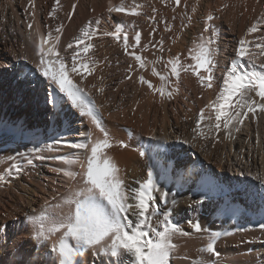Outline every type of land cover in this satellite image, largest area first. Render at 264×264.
I'll return each instance as SVG.
<instances>
[{
	"label": "bare ground",
	"instance_id": "bare-ground-1",
	"mask_svg": "<svg viewBox=\"0 0 264 264\" xmlns=\"http://www.w3.org/2000/svg\"><path fill=\"white\" fill-rule=\"evenodd\" d=\"M16 1L15 0H0V79H1L0 88L3 89V93L6 92L7 90H10L11 88V90L9 91V95H7V98L10 100L8 104H6V106L2 104V109L0 111L1 113L2 112L4 113V111H7L8 108H10L11 110L16 109L17 111L20 112V115L22 116L21 117L20 115H17V117L21 118L22 121L23 119L25 121L26 120L28 121L30 117V121L38 122L39 120L38 116L37 118L32 119V116L34 113H38L39 115H42L41 117L42 119L39 120L37 126L36 125L33 126V123L31 122H26L25 126H21L20 124L17 123V121H15V115L13 116V115H10L9 113L6 117H3V118L0 115V126H2L3 124L5 125L7 124V126H10L12 133L16 134L17 136L22 137L24 142L28 141L27 143H34V145L40 144L41 146H44L43 148L46 147V148H50L53 151H55L56 152L55 154L57 155L56 160L58 161L59 171H60V174L63 175V179L68 188V191L66 193L67 188L65 189L64 192L61 191V189L57 190L53 188L50 191H46L44 187L40 188V186L37 185L38 183L37 181L39 180L38 179L39 177L35 179L36 180L35 182V180L32 177L33 173L31 177H27V176L25 177L26 175L25 173L23 177V181L21 182L19 181L20 182L19 184H21L20 185L21 191H17V193H19V198H20L19 201L22 204L21 208L23 207L22 208L23 214L21 216H17L16 212L15 213L13 212L14 208H12V206L14 204L12 206H7L8 204L6 205L5 203H3L2 200L0 201V228L2 227L3 229V231H0V264H53L56 257H55V254H50L51 245L53 242L59 239L60 234L57 233L56 235H54L51 238L52 241H47L45 242V244L38 245L39 244L38 242H41V241H37L34 239L35 230L39 226V222L41 218H43L44 223L46 225L50 223V221L52 220L64 219V217L69 213V206L65 203V201L70 198L75 199L76 198L75 192L79 188L83 187L82 173L84 169L81 167V165H86V157L88 155V152H86L83 149L74 148L71 145H74L77 143H91L95 139H103V133H101L99 129H97L92 124L91 119L88 116L82 115L80 110L74 107L71 104V102L66 98V96H64L63 93H59L58 89H54L53 87L49 86L47 79L39 72V69L37 68V65L39 64L37 60L39 57L37 55V50L34 51L33 48L28 49L27 55L33 59V62L31 61L32 63L26 60H21L20 58H18L19 57L18 55H15V54L11 55L13 45L8 41L7 37H5L2 34V28L8 22L9 17L10 18L12 17L14 19L15 17L19 18L18 16L19 14L16 15V13H18L17 6L15 4ZM219 1L223 3L225 6L226 5L230 6V11L233 14V16L234 14L236 15L237 11L243 14L241 24L238 28L239 37H242V38H245L251 41L252 45L249 48L250 54L253 55V53L251 52V49L256 50L258 51L259 59H261V57L264 55V52H262L260 49H257L254 46L256 43L259 42L257 39H255V36H257V34L256 33L247 34V31L245 29V24H247V21H249L248 19H251L254 17L257 6L259 10V6L262 0H219ZM76 3L78 4L79 2H76ZM119 3H120V0L119 1L111 0L112 5H118ZM140 3L142 4V2ZM107 5H110V4H107ZM104 7H107V6H105L103 3L102 8ZM129 7H131V5ZM108 8L109 7L104 8L105 10L107 9L104 12L109 13ZM62 10L64 11L65 9H62ZM95 10H96V7H95ZM10 11H11V14L8 16ZM99 11L101 12V8ZM104 12L103 14L100 13L101 16L103 15V17L105 16ZM95 13L93 14L94 16L96 15ZM35 14H36V10H35ZM87 14L89 13L87 12ZM90 14H92L91 11H90ZM115 14H118V13H115ZM124 15L126 16V14ZM88 16L89 15H87V18ZM34 18H35V23H34L35 27L34 29H32L31 32H33L32 34L37 36V34L41 33V26L38 20V15ZM73 19L70 18V20H73V22L71 23L72 27H74L77 23L76 18L74 17ZM70 20L68 21L69 23H70ZM128 21L130 22V20ZM79 23L77 24L79 25ZM71 24L67 26L70 27ZM153 24H155V22ZM95 26H96V23H95ZM109 27H106V29H109ZM95 28H98V27H94L93 29ZM45 29L47 28L45 27ZM72 29L73 28H71V30ZM66 30H67L66 33L65 32L63 33V30H62L60 41L57 44L58 52L61 51L63 48H67L66 43H65L66 41L64 40H65V37L69 35V34L67 35L69 28ZM74 31L75 30L73 29V32ZM105 31H109V30H105ZM110 32H111V29H110ZM121 35H122L121 37H123V34ZM232 35H235V31L231 30V35L228 38V41H229L228 45L231 42L232 47L233 46L236 47L238 46L239 37L237 40H234L233 38H231ZM102 36H103V39L101 37L102 40L100 39L99 40L101 42L104 40V42L101 44L103 45V48L107 50V46L109 45H107L106 42H109L111 38H107V39H110L109 41H107V39L106 40L104 39L106 35L102 34ZM95 37H98V36L95 35ZM174 37L175 35L173 36V38ZM69 39H73V38H69ZM146 39L147 38L145 37L143 38L144 41H146ZM132 40L134 41V39ZM176 41H178V39ZM117 42H119V45H120V40H118ZM96 43L97 41L95 42V44ZM122 46L123 44H121V47ZM176 46L177 45H175V47ZM112 47H115V45ZM234 47L232 49H234ZM94 48L96 49L95 46ZM93 49L91 50L93 51ZM178 49L177 48L176 50L170 49L168 51L165 50L167 51L165 55L169 57L168 61H171L174 58L178 57L180 60V63L185 67L190 64H194V62L186 63L187 60L184 61L185 50L184 52H182L181 50H178ZM227 49H229L228 46H227ZM115 50H112V51H115ZM64 51L67 52L68 49L67 51L66 49ZM105 52L106 51L104 50L103 53ZM110 53L111 52L109 51L107 55L104 54L106 56L102 54L103 56L99 60L95 59L97 61V66L96 68L95 66H93L94 70L91 69L90 75L83 74L84 76L81 75L82 77L81 76L78 77L77 73H72L71 71H69V75L75 83L79 84L83 89L84 88L85 90L88 89L91 93H93V96L95 98V104L99 109L98 114L101 117L102 126L109 133V138H110L111 145H112L110 148L106 149V153L108 156H111L117 163L119 170H120L119 176L123 179L125 189L126 191L129 192L130 196H131L130 190L139 187V185L148 178V172L151 171L152 173L151 178L156 184L157 188L159 189V191L155 192L154 195L157 198L155 203L159 205L161 214H159L156 217H152V229L149 230L150 235L155 236V232L157 230H162V226L157 223V220L158 219L162 220L164 218L163 217L164 212H167L169 215V218L182 229L183 234H176L173 237V243L176 245V247L171 252L170 264H192V262L194 260H198L201 257V255L206 261L209 262V264H264V227H262L264 226V183L261 182L262 180H264V112H260L258 109L255 114L251 113V115H249L250 114L249 113L248 117L243 120L242 124L236 123L234 121L233 126L229 129H225L222 124L219 130H217L214 127L216 123V121L214 120L215 110L214 108L208 107V106L210 105L211 102L215 101L216 94L219 93L218 92L219 87L217 85V81L219 80L220 75L222 76L224 72L223 67L225 68L226 63H227L226 60L224 59H221L219 61V63L221 62L220 65H217V62L215 60V67L213 69L214 79L212 81L211 88H207V89L201 88L199 85L200 81L198 77L194 75L191 70L189 71L181 70L179 78L176 77V79L181 80V81L183 80V84H182L183 87H181L183 92H186V94L188 93V95L190 96L189 98L191 100L193 99L191 97L192 93L195 94L194 96H199V94H201V99L199 101V105H200L199 107H197V104L196 106L192 105L193 102L190 105H189V102H187L188 106L189 107L192 106V107L189 112H186L184 114H180L179 111L177 110V107L175 106V109L173 110H176V113L175 112L174 113L176 114V116L178 115L175 123L167 119L169 118L168 115L170 116V114H168V110H169L168 108L170 107V106L168 107V104L170 103V98L169 99L165 98L164 100L165 105H163L164 106L163 113L165 114V118L163 119H161V116L158 117L157 115H155L154 112L153 114L155 116L149 119L150 117L148 113L143 114L139 111V109L137 108L134 109L133 106L132 107L134 110L131 109L132 107L131 108L129 107L130 108L129 110L126 109V107L124 108L118 107L120 112L118 111V109L115 112L114 105L116 104V101H115L116 98L110 99V97H108L104 93L106 92L105 85L107 84L105 83V81L108 78V76H110L109 73L111 72L110 69H107V66H106L107 61H109L108 56L110 55ZM223 53L226 54L225 57L229 56L231 57V59L234 58V54L233 56H231L232 55L231 52H227L223 50ZM223 53L222 55L224 56ZM181 54L183 55V57L181 56ZM65 55H62V56H65ZM113 55L114 54H111L110 56H113ZM34 56H36L37 59H34ZM100 56L101 55H99V57ZM220 56H221V50H220ZM186 57L188 56L186 55ZM131 58L133 60L135 59L133 58V56H131ZM6 59H9V65L4 66L2 64V61L3 60L5 61ZM111 59L112 57L110 58V62H111ZM133 60L132 62L136 61V60L134 61ZM115 61L117 60L115 59ZM146 61L145 63L149 64L147 58H146ZM255 61L258 64L260 60L258 61L255 60ZM84 63H86V61H84ZM93 63L94 61L91 64ZM137 63L139 62L137 61ZM166 64L170 65L169 68L171 69V64L167 62ZM93 65H96V64H93ZM135 65H132L133 68H135L134 67ZM168 65H167V68H168ZM157 66H159V64ZM146 68H147V65L142 69H145L148 72V69ZM169 68H168V71H169ZM136 69L141 71L140 70L141 67L139 68V66ZM8 70L10 72H8ZM138 70L136 71L137 73H138ZM101 71H103L104 73L102 72L103 73L102 74ZM156 71H157V68H156ZM112 72H114L115 74V71H112ZM3 74H5L4 78H3ZM201 74L206 75V73H204L203 71ZM25 77L27 80L25 79ZM157 78L158 77L154 79L156 80ZM178 80L177 82H179ZM97 81H100L99 87L95 85ZM145 84L146 83H144V85ZM177 84L178 83H176L175 85ZM92 85H95L96 87L95 86L93 87ZM29 86L34 89L32 92L31 98H29L28 96L29 93H26L24 91V90H28ZM21 87H23V89L18 90ZM100 88L105 89V91H103V93H99ZM188 95L184 96L182 92L178 94L176 93V97L174 96V98L180 100V97L183 98ZM252 95L255 96L254 93ZM148 97H149L148 100L146 99L141 100L140 105L148 104L151 107L152 104L154 105L153 102L155 101L157 102V100L159 99V98L155 99V96L153 94H151ZM17 99L23 100V107L19 108L15 106V104H13L14 100L17 101ZM255 99L259 101L258 96L255 97ZM53 100H54V103L52 102ZM162 101H161V104H162ZM205 103L207 105V109L205 110L206 119L201 124V130L204 131L205 135L200 136L198 134V130H195L196 125H197V120L199 119H195V121L192 119L193 117L195 118L197 116V113H199L198 112L199 109L203 108L204 107L203 105ZM48 104L50 105V107L48 106ZM48 111L50 113L49 115H47ZM140 113L142 114V117L139 116ZM23 114H24V117L26 118H23ZM212 116H214L213 120H212ZM189 117L192 118L191 119L192 123L188 122L190 121V119L187 120ZM48 121L49 123L47 124ZM126 128L128 129L129 133H131V137L127 133H125ZM229 133H231V135H229ZM57 140L61 141V143L56 144L55 141ZM161 140L163 141V143H161ZM49 145H51V147H49ZM40 148L43 149L42 147ZM140 151L145 152L144 157H141L139 155ZM197 152H199L200 155L196 154ZM61 158H64V159H61ZM153 159H155L154 163H153ZM48 160H51L50 157L48 158ZM65 160H73V161H76V163L67 164L65 163ZM42 162L43 161L39 162L38 168L39 170H41V167L43 168L41 170V175L45 177V175H48L47 173H50L49 172L51 170L50 168L55 169V167H52L51 164L46 163L47 161H44V163ZM67 171L73 172L75 174V178L73 179L65 175V172ZM39 172H35L36 173L35 175H37V173ZM53 173L56 174L54 170H53ZM60 179L63 180L62 178ZM13 188L17 190L15 187ZM163 192L169 193L166 201L165 199L161 198ZM62 196H63V199H65L64 202L62 201L60 202V198ZM56 199L59 200L57 202L58 204L61 203L60 206H56L54 204V201ZM129 202H131V200ZM48 203H50L51 206L50 204L46 205ZM44 205H46L45 208H48L49 206L50 208L44 209L43 208ZM202 210L203 212H201ZM250 211H252V214H255L254 218L248 215V212ZM20 217L23 218L21 219L22 222L18 220V218ZM129 218L134 219V217H131V216H129ZM193 222L200 223L204 231H202L201 233H197L195 229L192 228ZM210 232L221 233L219 239L216 241V244H215L216 252L219 253L218 257L215 254L200 253L199 251V249H201L207 244ZM83 259H84V264H108V261H109V257L105 256L103 253H100L99 255H97L92 250H87Z\"/></svg>",
	"mask_w": 264,
	"mask_h": 264
},
{
	"label": "snow or ice",
	"instance_id": "snow-or-ice-1",
	"mask_svg": "<svg viewBox=\"0 0 264 264\" xmlns=\"http://www.w3.org/2000/svg\"><path fill=\"white\" fill-rule=\"evenodd\" d=\"M59 2L60 0H56L57 5ZM175 3L179 5L180 0H175ZM139 7L141 6L136 5L135 0H133L132 7H127L124 0H120L118 5H112L110 0L108 12L138 16L140 15L137 10ZM56 10L54 7L51 15L54 16ZM213 19L211 14L207 16L208 21ZM95 23L98 25L99 21ZM92 24L93 22L89 21L81 28V35L67 45L68 49H73L70 69L57 50L63 25L55 30L57 35L53 36L51 31L46 36L37 34L38 41H34L39 56L37 68L47 79L49 86L58 89L59 93H63L71 104L78 108L82 115L88 116L92 124L103 133V139L71 145L88 152L86 165H81L84 169L82 173L83 187L75 192V199L70 198L65 201L69 206V213L64 219L52 220L46 225L41 218L39 226L35 230L34 239L47 242L57 233L60 234L59 239L51 245L50 254H55L56 257L53 264H84L83 258L87 250H92L97 255L103 253L109 257L108 264H170L171 252L176 247L173 237L176 234H183L182 229L169 218L167 212H164V218L157 220V223L162 226V230H157L155 236L150 235L152 217L161 214L159 205L155 203L157 198L154 195L159 189L151 178V171L148 172V178L139 187L130 190V196L125 189L123 179L119 176L120 170L117 163L106 153V149L112 145L109 133L102 126L98 107L91 100L90 94L75 83L69 75V71L79 73L81 69L88 71L89 75L91 74L88 64L83 62L78 64L77 60L80 58V53L87 55L94 47L90 41L97 34L98 28L93 29ZM262 25H264V17L253 23L247 29V34L259 32ZM28 28L31 29L32 24H29ZM209 29H213V34L205 36L202 33L199 42H194L193 47L189 50L194 64L185 67L180 63L178 57L174 58L169 61L171 64L170 75L179 78L181 70H191L201 84H206L209 88L212 87L215 56L219 49L214 47L218 33L211 24L206 25L204 32H208ZM121 33H123L125 52L134 56L139 61V66L144 68L146 66L144 58L135 52H128L129 47L135 48L140 45L141 33L136 32L133 45H129L128 34L122 25L117 26L115 31L106 32L104 35L120 40ZM29 38H32L31 34ZM257 40L259 42L254 46L264 52V36L257 37ZM251 45L252 42L245 38L238 41V48L223 78L221 90L216 100L208 106L215 110L216 123L214 127L217 130L221 128V124L225 129L231 128L234 121L242 124L249 113L255 114L258 109L260 112H264V64L256 63L249 51ZM202 71L206 75H202ZM153 73L159 75L160 79L165 82L154 90L158 91L161 96L167 94L170 98L172 92H165L169 75H162L155 68H153ZM140 80L147 83L149 87H154L151 81H146L143 76L140 77ZM175 90L173 89V91ZM253 93L255 96L252 95ZM257 96L259 101L255 99ZM52 102L54 103V100ZM205 119L204 109H201L195 129L198 130L200 136L205 135L201 130V122ZM55 143L59 144L61 141L57 140ZM29 151L36 152L37 149L33 148ZM139 155L144 157L145 152L140 151ZM7 159L11 160L12 157ZM28 163L31 164L32 161L29 160ZM65 163L73 164L76 161L65 160ZM16 171L19 172L20 169L17 168ZM65 175L75 178V174L71 171L65 172ZM0 180H3V177H0ZM261 182L264 183V180ZM168 195L169 193L163 192L161 198L166 201ZM130 200L131 202H129ZM129 216L134 219H130ZM192 228L197 233L204 231L200 223L193 222ZM220 235L219 232H210L207 244L199 249L200 253L215 254L218 257L219 253L216 252L215 244ZM192 264H209V262L201 255Z\"/></svg>",
	"mask_w": 264,
	"mask_h": 264
},
{
	"label": "rangeland",
	"instance_id": "rangeland-1",
	"mask_svg": "<svg viewBox=\"0 0 264 264\" xmlns=\"http://www.w3.org/2000/svg\"><path fill=\"white\" fill-rule=\"evenodd\" d=\"M16 1V0H15ZM42 1V2H41ZM79 2L78 4L76 2ZM86 1V2H85ZM119 1V0H118ZM128 1V2H127ZM124 0V3L125 5H127V7H129L131 5V7L133 6V0ZM138 1V2H137ZM163 1V2H162ZM212 1V3H211ZM35 2V4H34ZM40 2V3H39ZM91 2V3H90ZM97 2V3H96ZM142 2V4L140 3ZM165 2V3H164ZM183 2V3H182ZM197 2V3H196ZM202 2V3H201ZM38 3V4H37ZM65 3V4H64ZM76 3V4H75ZM87 3V4H86ZM104 3L105 6L109 7L110 5H107V4H110V0H60L59 2V5L56 4V0H31V3H30V0H18L16 1V6H17V12L16 15L19 16V18H10L8 19V22L5 24V26L2 28V34L7 37L8 41L13 45L12 47V51H11V55L12 54H15V55H18L21 60H26L28 62H33V59L30 58L27 54H28V49H32L34 51H36V47L34 45V41H38V36L32 34L33 32L32 29H34V23H35V18L37 15H38V20H39V23H40V26H41V33L42 35H47V33L49 31H51L53 33V36H55V34L57 35L56 33V29L60 26V25H63V33L67 32L66 29L69 28L68 30V33H67V37H65V40L66 41V46L68 45V43H72V41L75 40V38L79 37L81 35L80 33V30L81 28H83L85 26V24H87L89 21L92 20L93 24H92V28L94 27H98L99 30L101 28V30L99 31L98 30V34H96L98 37H95L94 40L90 43H94L97 41L100 42L98 44L96 43L94 46L96 47V49L92 48L93 51L90 49V53L88 52L87 55H85L84 53H80V58H78L77 60V63H81L84 61H86V63L88 64L89 66V71H91V69H94L93 66H97V59L99 60L104 54L107 55V53H109V51L111 52V54H114L113 56H108L109 57V61H107V69H110V73L108 76V78L106 79L105 83H107L105 85V89H106V92H104L108 97H110V99H115L116 98V104L114 105V111L116 112L117 109L118 111L120 112L119 108L120 107H126V109H130L132 106L134 107V109H139V111L143 114L145 113H148L149 114V119L153 118L155 115H157L158 117L161 116V119L165 118V114L163 113L164 112V100L165 98L166 99H169V97L167 96V94H165L164 96H161V94H159L158 91H155L153 88H159L162 83L164 84V81H162L159 77V75H156L152 72H153V68H157V72H159L160 74L162 75H165L167 73V75H169V82L165 85V92H169L171 91L172 92V95L170 97V103L168 104V114H170V116L168 115L169 118V121H172L173 123L176 122V110H173L175 109V106L177 107V110L179 111L180 114H184L186 112H189L191 107L188 106V103L189 102V105L193 104L192 105H195L197 104V107H199V101L201 99V94H199V96H194L195 94L192 93L191 94V97L193 98L192 100L189 98L190 96L188 95V93L186 94V92H183L182 88V84H183V80H178L176 79V77L170 75V68L167 63H169L168 61V56H166V52L170 49H174L176 50V48L178 50H181L182 52H184V61H186V63H190V62H194L190 55H189V51L193 45L192 43L194 42H199V38L201 36V34L204 32V29L206 27V25L208 24H211L213 25V28L215 29V31L218 33V35L216 36V44L214 45V47H217L219 49L218 53L216 54L215 56V60L217 62V65H220L219 61L221 59H224L226 60V66L225 68L223 67V74L222 76L220 75V78L219 80L217 81V85H218V92H220L221 90V87L223 85V78L228 70V68L230 67V62L232 61L231 57H225L226 54L223 53V50L224 51H227V52H231L233 56V54H235L234 52L236 51V49L238 48V46L234 47V49H232V45H231V42L229 43L228 45V38L229 36L231 35V30L232 31H235V35H232L231 38H233L234 40H237L238 37H239V33H238V28L241 24V20L243 18V14L241 12H238L236 13V15L231 13L230 11V6L228 5H224L223 3H221L219 0H180V4L177 5L175 3L174 0H135V4L136 5H140L141 7H139L137 10L140 12V15L139 16H130V15H124L122 13H118V14H115L116 12H113V13H107V12H104L106 11L104 8H107V7H104L102 8V4ZM33 4V5H32ZM41 4V5H40ZM194 4V5H193ZM209 4V5H208ZM260 4V3H259ZM64 5V6H63ZM75 5V8H73V6ZM78 5V6H77ZM80 5V6H79ZM85 7H83V6ZM101 5V6H100ZM182 5V6H181ZM39 6V7H38ZM42 6V7H41ZM68 6V7H67ZM94 6V8H93ZM181 6V7H180ZM220 6V7H219ZM56 8V12H55V15H51L52 13V9L53 8ZM91 7V8H90ZM95 7H96V10H95ZM183 7V8H182ZM34 8V9H33ZM36 8V9H35ZM81 8V9H80ZM101 8V12L99 11ZM142 8V9H141ZM219 8V9H218ZM62 9H65L64 11ZM68 9V10H67ZM75 11H73V10ZM92 9V10H90ZM99 9V10H98ZM103 9V10H102ZM226 9V10H225ZM34 10V11H33ZM35 10H36V14H35ZM80 10V11H78ZM85 10V11H84ZM95 10V11H94ZM168 10V11H167ZM172 10V11H171ZM175 10V11H174ZM209 10V11H208ZM29 11V12H28ZM73 11V12H72ZM83 11V12H82ZM90 11L92 12V14H90ZM105 14V18L103 17V15L101 16V14H103V12ZM170 11V12H169ZM220 11V13H219ZM61 12V13H60ZM69 12V13H68ZM86 12V13H84ZM87 12L89 14H87ZM96 12V13H95ZM101 14H100V13ZM206 12V13H205ZM256 13L254 14V17L251 18V19H248L249 21H247V24H245V29L247 31V29L253 24L255 23L258 19H260L261 17H264V0L261 1V4L259 6V10H258V6L256 8ZM33 13V14H32ZM82 13V14H81ZM96 14L95 16L93 14ZM98 13V14H97ZM143 13V14H142ZM11 14V11L9 12L8 16ZM48 14V15H47ZM67 14V15H66ZM71 14V16H70ZM79 14V15H78ZM100 14V15H99ZM109 14V15H107ZM211 14L214 19L212 21H208L207 20V16ZM36 15V16H35ZM77 15V16H76ZM83 15V16H82ZM86 15V16H85ZM87 15L88 18H87ZM92 15V16H91ZM124 15V16H123ZM160 15V16H159ZM171 15V16H170ZM232 15V16H231ZM62 16V17H61ZM75 17L76 20H77V23H79V25L76 23L75 26L77 27H72V22H73V18ZM97 16V17H96ZM101 16V17H99ZM130 16V17H129ZM258 18H257V17ZM25 17V18H24ZM73 19V20H70V18ZM81 17V18H80ZM107 17V18H106ZM110 17V18H109ZM112 17V18H111ZM133 17V18H132ZM142 17V18H141ZM145 19H144V18ZM150 19H149V18ZM171 17V18H170ZM203 17V18H202ZM240 17V18H239ZM66 18V19H65ZM79 20H78V19ZM100 18V19H99ZM121 18V19H120ZM130 18V19H129ZM148 18V19H147ZM155 18V19H154ZM192 18V19H191ZM34 19V20H33ZM84 19V20H83ZM87 19V21H86ZM165 19V20H164ZM171 19V20H170ZM176 19V20H175ZM198 19V20H197ZM29 22H28V21ZM51 20V21H50ZM70 20V23L68 22ZM83 22H82V21ZM110 20V21H109ZM113 20V21H112ZM130 20V22L128 21ZM132 20V21H131ZM145 20V21H144ZM148 20V21H147ZM45 21V22H44ZM55 21V22H54ZM62 21V22H61ZM96 21H99V24L95 26V22ZM135 21V22H134ZM172 23H170V22ZM128 22V23H127ZM133 24H132V23ZM155 22V24H153ZM168 22V23H167ZM176 22V23H175ZM217 22V23H216ZM10 23V24H9ZM12 23V24H11ZM56 23V24H55ZM68 23V24H67ZM116 23V24H115ZM132 25H131V24ZM145 23V24H144ZM174 23V24H173ZM179 23V24H178ZM192 23V24H191ZM198 23V24H197ZM231 23V24H230ZM29 24H32V28L29 29L28 28V25ZM51 24V25H50ZM71 24L70 27L73 28L75 31L73 32V29L71 30V28L67 25ZM104 24V25H102ZM107 24V26H106ZM127 24V25H126ZM139 24V25H138ZM151 24V25H150ZM153 24V25H152ZM161 24V25H160ZM11 25V26H10ZM116 25V26H115ZM123 26L124 28V31L127 32V34L129 35L128 36V41L130 38L134 39L135 37V33L138 31L139 33H141V42H140V47H129L128 48V52H135L137 55L140 54V56L142 58H144V60L146 61V58L148 59V63L150 64H146L147 65V68L148 69V72L147 70L145 69H140L141 71H139L138 69V66H139V63H137V60L135 62H132V58L131 56H129L127 53H124L125 50V46H124V43H121L123 42V37H121L120 39V45H119V42H117L118 40L116 38H114L113 36H109V35H106V37L104 38L105 40L107 38H111L110 39H107V41L109 42H106L107 45H111L110 48L112 50H115V51H112L109 46H107V51L106 49L103 48V45L101 43L104 42V40L101 42L100 40L103 39V36L102 34L104 35V33L106 32H110V29H111V32L112 31H115V28L117 26ZM148 25V26H147ZM68 28H67V27ZM80 26V27H79ZM109 27V29H106V27ZM143 26V27H142ZM171 26V27H170ZM45 27L47 29H45ZM50 27V28H49ZM65 27V28H64ZM79 27V28H78ZM114 27V28H113ZM139 27V28H138ZM148 27V28H146ZM173 28V29H172ZM97 29V28H95ZM114 29V30H113ZM146 29V30H145ZM153 29V31H152ZM163 29V30H162ZM166 29V30H165ZM175 29V31H174ZM105 30H109V31H105ZM129 30V32H128ZM134 30V31H133ZM142 30V31H141ZM157 30V31H156ZM160 30V31H159ZM73 33H72V32ZM172 31V32H171ZM26 32V33H25ZM70 32V33H69ZM78 32V33H77ZM101 34H100V33ZM146 32V33H145ZM158 32V33H157ZM170 32V33H169ZM175 32V33H174ZM197 32V34H196ZM199 32V33H198ZM145 36H144V34ZM174 33V34H173ZM195 33V34H194ZM20 34V35H19ZM24 34V35H23ZM30 34H31V39L29 38L30 37ZM123 34V33H121ZM150 34V35H149ZM175 35V37L173 38V36ZM190 34V35H189ZM200 34V35H199ZM205 36H211L213 34V29H209L208 32H204L203 33ZM257 36H255V39H257V37L259 36H264V25L261 26V29L259 32L256 33ZM27 35V36H26ZM62 35V31L60 33V36ZM73 35V36H71ZM101 35V36H100ZM143 35V36H142ZM171 35V36H170ZM180 35V36H179ZM100 36V37H99ZM122 36V35H121ZM225 36V37H224ZM9 37V38H8ZM15 37V38H14ZM27 37V38H26ZM102 37V39H101ZM147 38L146 41L143 40V38ZM163 37V38H162ZM180 37V38H179ZM14 38V39H13ZM69 38H73V39H69ZM162 40H161V39ZM242 37H239V40L241 39ZM11 39V40H10ZM16 39V41H15ZM30 39V40H29ZM68 39V40H67ZM100 39V40H99ZM130 39V43L129 45H133L135 43V39L134 41ZM154 39V40H153ZM164 39V40H163ZM178 39V41H176ZM186 39V40H185ZM71 40V41H70ZM115 40V41H114ZM132 40V41H131ZM170 40V41H168ZM194 42H192V41ZM69 41V42H68ZM158 41V42H157ZM173 41V42H172ZM227 41V42H226ZM32 42V43H31ZM68 42V43H67ZM117 42V43H116ZM132 42V43H131ZM151 42V43H150ZM170 42V44H169ZM180 42V43H179ZM191 42V43H190ZM112 43V44H111ZM144 43V44H143ZM146 43V44H145ZM190 43V44H189ZM105 44V43H104ZM121 47V44H123V49L122 47L120 48L118 45ZM169 44V46H168ZM173 44V45H172ZM180 44V45H179ZM182 44V45H181ZM187 46H186V45ZM115 47H112L114 46ZM162 45V46H161ZM172 45V47H171ZM175 45H177L175 47ZM192 47H191V46ZM98 46V48H97ZM102 46V47H101ZM142 46V47H141ZM180 46V47H179ZM184 46V47H183ZM227 46L229 47V49H227ZM146 49H145V48ZM148 47V48H147ZM225 47V48H224ZM118 48V49H117ZM143 48V49H141ZM68 48H63L61 51H59L60 53V56L62 55H65V56H62L64 61L66 62V64L68 63V67L71 68V64H72V60H71V55H72V51L73 49H68L67 52H65L64 50ZM121 49V50H120ZM131 49V50H130ZM137 49V50H136ZM149 49V50H148ZM162 49V51H161ZM97 50V51H96ZM104 50L106 51L105 53ZM167 50V51H165ZM220 50H221V56H220ZM231 50V51H230ZM96 51V52H95ZM99 51V52H98ZM144 51V52H143ZM150 51V52H149ZM173 51V50H172ZM188 51V52H187ZM251 52L253 53V58L255 60H260L258 64H264V55L261 57V59H259L258 57V51L256 50H252L251 49ZM64 53V54H63ZM94 53V54H93ZM150 53V54H149ZM162 55H161V54ZM222 53L224 54V56L222 55ZM83 54V55H82ZM93 54V55H92ZM103 54V55H102ZM142 54V55H141ZM149 54V55H148ZM260 54V53H259ZM68 55V56H67ZM99 55H101L99 57ZM104 55V56H106ZM148 55V56H147ZM152 55V56H151ZM162 58H161V56ZM186 55L188 57H186ZM116 56V58H115ZM123 56V57H121ZM129 56V57H127ZM181 56L183 57V55L181 54ZM27 58V59H24V58ZM97 57V58H96ZM99 57V58H98ZM112 57L111 59V62H110V58ZM152 57V58H151ZM218 57V59H217ZM221 57V58H219ZM91 58V59H90ZM114 58V59H113ZM119 58V59H117ZM121 58V59H120ZM124 58V59H123ZM129 58V60H128ZM134 58V56H133ZM159 58V59H158ZM228 58V59H227ZM230 58V59H229ZM34 59H37L36 56H34ZM81 59V60H80ZM94 59V60H93ZM96 59V60H95ZM115 59L117 61H115ZM150 59V60H149ZM165 59V60H164ZM191 59V60H190ZM30 60V61H29ZM38 63H39V57H38ZM84 60V61H83ZM125 60V61H124ZM133 60V61H134ZM89 61V63H88ZM94 61L93 64H96V65H93L91 64L92 62ZM127 61V62H126ZM31 62V63H32ZM96 62V63H95ZM139 62V61H138ZM147 62V61H146ZM156 62V64H155ZM6 63V64H5ZM132 63V64H131ZM138 65H137V64ZM163 63V64H162ZM2 64L4 66H7L9 65V59H6L5 61L3 60L2 61ZM137 66H136V65ZM159 64V66H157ZM116 65V66H114ZM132 65H135L133 68ZM154 65V66H153ZM167 65H168V68H169V71H168V68H167ZM187 65V64H186ZM130 66V68H129ZM165 67V68H163ZM132 68V69H131ZM140 68V66H139ZM161 70H160V69ZM167 68V69H166ZM131 69V70H130ZM138 70V73L135 71ZM128 70V71H126ZM132 72H130V71ZM151 72H150V71ZM159 70V71H158ZM163 70V71H162ZM166 70V71H165ZM112 71H115V74L114 72ZM143 71V72H142ZM146 73H145V72ZM162 71V72H161ZM216 71V70H215ZM226 71V72H225ZM8 72H10L8 70ZM88 71H84L81 69V71H79V73H77V76L80 77L81 75L84 76L87 73ZM103 71H101L102 73ZM104 73V72H103ZM102 73V74H103ZM137 73V74H136ZM140 73V74H139ZM84 74V75H83ZM114 74V75H112ZM117 74V75H116ZM134 74V75H133ZM151 74V75H150ZM137 77H136V76ZM81 76V77H82ZM143 76L145 78L146 81H151L152 85L154 87H149L148 84L146 83L144 85V83L141 82L140 80V77ZM146 76V77H145ZM148 76V77H147ZM154 76V77H153ZM5 77V74H3V78ZM128 77V79H127ZM158 77L156 80L154 78ZM126 78V79H125ZM151 78V79H149ZM26 79V77H25ZM161 81H160V80ZM27 80V79H26ZM135 80V81H133ZM177 80L179 82H177ZM1 81V79H0ZM122 81V82H121ZM96 82V81H94ZM100 81H97V83H95V85L97 87L100 86L99 84ZM182 82V83H181ZM141 83V84H140ZM176 83H178L177 85H175ZM17 84V83H16ZM181 86H180V85ZM95 85H92L93 87ZM140 87H139V86ZM144 85V86H143ZM180 87H179V86ZM199 85L201 88H209L206 86V84H201L199 82ZM95 86V87H96ZM134 86V88H133ZM145 87V88H144ZM29 89L28 90H24L26 93H29V98H31L32 96V92H33V88H31L30 86L28 87ZM116 88V89H115ZM148 88V89H147ZM180 88V89H179ZM20 89H23V87L19 88L18 90ZM102 89V91H101ZM105 89L103 88H100V92L99 93H103V91H105ZM139 89V90H138ZM145 89V90H144ZM151 89V90H150ZM173 89H176L175 91H173ZM11 90V88H10ZM10 90H7L6 92L3 93V89L0 88V110L2 109V104H4V106H6V104H8L9 100L7 98V95H9V91ZM16 90V91H18ZM85 90V88H84ZM87 93H90V97H91V100H93L95 102V98L93 96V93H91L88 89L85 90ZM48 92V91H47ZM109 92V93H107ZM153 92V93H152ZM183 93L184 96L185 95H188L186 97H183L181 98L180 97V100L174 98V96L176 97V93ZM151 94H153L155 96V99H161V100H157V102H153L154 105L152 104L151 107L148 105V104H145V105H140V101L141 100H148L149 97ZM160 95V96H159ZM218 93L216 94V97H217ZM157 96V97H156ZM200 97V98H198ZM198 98V99H197ZM123 99V100H122ZM163 100V101H162ZM216 100V99H215ZM161 101H162V104H161ZM186 101V102H185ZM44 102V101H43ZM168 102V101H167ZM181 103V104H180ZM13 104H15V106L17 107H23V100L21 99H17L14 100ZM35 104V103H34ZM136 104V105H135ZM160 104V105H159ZM176 104V105H175ZM124 105V106H123ZM48 106L50 107V105L48 104ZM162 106V107H161ZM181 106V107H180ZM204 107L203 108H200L199 109V113H197V116L193 119L191 117H189L187 120L190 119V121L188 122H191V119L195 121V119H199L198 116H200V111L201 109H204V115L206 116V113H205V110L207 109V105L206 103L203 105ZM119 107V108H118ZM130 107V108H129ZM133 107L131 109H133ZM148 107V108H147ZM157 107V108H156ZM152 108V109H151ZM183 108V109H182ZM133 109V110H134ZM159 109V111H158ZM153 110V111H152ZM131 111V110H130ZM154 112V114H153ZM175 112V113H174ZM10 113V115H15V121H17L18 124H20L21 126H25L26 122H31L33 123V126H37L39 120H41L42 118V115H39L38 113H34L33 116H32V119L34 118H37L38 116V122L37 121H30V117H29V120L25 121L23 119V121L21 120V118H18L17 115H20V112L17 111L16 109H13L11 110L10 108L7 109V111H4V113L0 111V115L3 117H6L8 114ZM139 114L140 117H142V114ZM151 113V114H150ZM174 113V114H173ZM38 114V115H37ZM49 111L47 112V115H49ZM160 114V115H159ZM164 115V116H163ZM251 115V113L249 114ZM21 116V115H20ZM152 116V117H151ZM214 116H215V112H214ZM214 116H212V120L214 118ZM22 117V116H21ZM171 117V118H170ZM23 118H26L24 117V114H23ZM31 119V120H32ZM215 120V119H214ZM198 121V120H197ZM61 122V120H60ZM203 122V121H202ZM201 122V124H202ZM49 123V121L47 122V124ZM125 133H127L130 137H131V133H129L128 129L126 128L125 129ZM22 142V143H21ZM28 141L24 142L23 138L20 137V136H17L16 134L12 133L11 131V128L10 126H7V124H3L2 126H0V177H3V180H0V201L2 200L3 203H5L7 206H12V208H14V213L16 212V215L17 216H21L23 214V207L21 208L22 204L21 202L19 201V193H17V191H21V188H20V185L19 184L21 181H23V177L25 175V177H31L32 173H33V179H37L38 177V183L37 185L40 186V188H45L46 191H50L53 189H57V190H60L61 191H65V189L67 188L65 182H64V179H63V175L60 174V171H59V165H58V161L56 160L57 158V155L55 154L56 152L53 151L52 149L50 148H43L44 146H41L40 144H35L34 143H27ZM25 143V144H24ZM52 143V142H51ZM161 143H163V141L161 140ZM32 144V145H31ZM18 145V146H17ZM40 147H42L43 149H41ZM9 148V149H8ZM37 149L36 152H30L29 150L30 149ZM228 150V149H227ZM45 153V154H43ZM196 154H199V152H197ZM50 157L51 160H48V158ZM54 156V158H53ZM8 157H12L11 160L7 159ZM35 157V158H34ZM45 157V158H44ZM31 160L32 163L29 164L28 161ZM55 160V161H54ZM40 161H43L42 163H44V161H47L46 163H49L52 165V167H55L54 168H50L51 170L49 171L50 173H47L48 175H45L42 176L41 175V170L43 169L41 167V170H39L38 168V165H39V162ZM51 161V162H50ZM155 162V159H153V163ZM19 163V164H18ZM28 164V165H27ZM32 167V168H31ZM51 167V166H50ZM58 167V168H57ZM19 168L20 171L17 173L16 169ZM26 168V169H25ZM216 169V168H215ZM37 170V171H36ZM53 170L56 174L53 173ZM26 171V172H25ZM28 171V172H27ZM31 171V172H30ZM34 171V172H32ZM40 171V172H39ZM57 171V172H56ZM35 172H39L37 173V175H35L36 173ZM46 172V170H45ZM30 173V175H29ZM53 175H52V174ZM198 173V171H197ZM21 174V175H20ZM2 175V176H1ZM17 175V176H16ZM41 175V176H39ZM20 176V178H19ZM51 176V177H50ZM53 176V177H52ZM22 177V178H21ZM35 177V178H34ZM44 177V178H43ZM62 178L63 180H61L60 178ZM46 178V179H45ZM56 178V179H55ZM52 179V180H51ZM42 180V181H40ZM46 180V181H45ZM54 180V181H53ZM2 181V182H1ZM8 181V182H7ZM20 181V182H19ZM40 181V182H39ZM57 181V182H56ZM7 182V183H6ZM36 182V180H35ZM45 182V183H44ZM50 182V184H49ZM56 182V183H55ZM13 183V184H12ZM41 183V184H40ZM45 185H44V184ZM55 183V185H54ZM60 183V184H59ZM9 184V185H8ZM47 185V186H46ZM52 185V186H51ZM61 185V186H60ZM2 187V188H1ZM13 187H15L17 190H15ZM19 187V189H18ZM4 188V189H3ZM9 190H8V189ZM50 188V189H49ZM3 189V190H2ZM4 191V192H3ZM15 191V192H13ZM68 191V188L66 189V193ZM179 192V191H178ZM5 195H4V194ZM64 196V195H63ZM63 196L60 198V202H64L65 199H63ZM238 199V198H237ZM6 201V202H5ZM59 200L56 199L54 201V204L56 206H60V204H58ZM18 203V204H17ZM20 203V204H19ZM50 203L46 204V205H49ZM43 206L44 209H49L50 206L48 208H45V206ZM17 207V208H15ZM203 212V210L201 211ZM248 215L249 216H252L253 218L255 217V214H252L250 212H248ZM21 219H23L22 217L18 218V220L20 222ZM16 220V221H18ZM0 231H3L2 227L0 228ZM49 241H52V240H49ZM39 244L38 245H41V244H45V242L41 243V242H38ZM21 249V248H20ZM23 258V257H22Z\"/></svg>",
	"mask_w": 264,
	"mask_h": 264
}]
</instances>
